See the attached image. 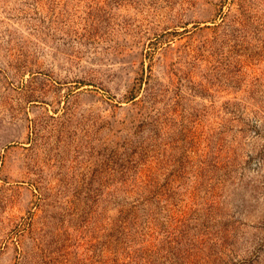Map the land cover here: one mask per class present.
<instances>
[{
    "label": "rangeland",
    "instance_id": "rangeland-1",
    "mask_svg": "<svg viewBox=\"0 0 264 264\" xmlns=\"http://www.w3.org/2000/svg\"><path fill=\"white\" fill-rule=\"evenodd\" d=\"M0 264H264V0H0Z\"/></svg>",
    "mask_w": 264,
    "mask_h": 264
},
{
    "label": "trees",
    "instance_id": "trees-1",
    "mask_svg": "<svg viewBox=\"0 0 264 264\" xmlns=\"http://www.w3.org/2000/svg\"><path fill=\"white\" fill-rule=\"evenodd\" d=\"M120 210H119V212L121 213V215L122 214H126L127 212H126V208H124V204H120Z\"/></svg>",
    "mask_w": 264,
    "mask_h": 264
}]
</instances>
